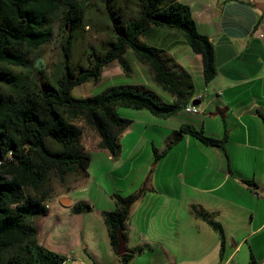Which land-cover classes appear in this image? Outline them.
<instances>
[{
    "label": "crops",
    "instance_id": "crops-1",
    "mask_svg": "<svg viewBox=\"0 0 264 264\" xmlns=\"http://www.w3.org/2000/svg\"><path fill=\"white\" fill-rule=\"evenodd\" d=\"M181 1L214 44L216 75L205 82L201 54L176 28H149L151 44L191 75L198 111L163 116L117 106L130 123L119 134L115 155L98 146L95 131L85 133L90 161L87 175L73 184L76 195L66 190L59 204L46 201L47 212L33 219L38 241L64 254L62 264H122L104 212L116 206L112 193H132L144 182L147 188L132 203L123 229L127 264H252L251 257L264 264V9L258 6L264 0ZM129 59L130 74L139 78L133 83L151 78L132 52ZM113 72L109 64L100 78ZM186 122L225 137L222 146L185 134L155 159L154 148L164 149L171 132ZM81 200L91 209L74 211ZM192 204L220 221L223 249L218 232L192 211Z\"/></svg>",
    "mask_w": 264,
    "mask_h": 264
},
{
    "label": "trees",
    "instance_id": "trees-1",
    "mask_svg": "<svg viewBox=\"0 0 264 264\" xmlns=\"http://www.w3.org/2000/svg\"><path fill=\"white\" fill-rule=\"evenodd\" d=\"M88 1L0 0V264L64 261V254L38 241L31 217L47 212L51 177L68 185V190L69 175H74L76 182L87 175L90 154L82 143L84 127L95 130L100 137L98 146L115 155L120 149L119 134L130 123L129 118L118 113L117 106L147 108L156 115L167 116L196 99L189 72L172 62L165 49L141 40V34L154 25L176 28L191 50L201 54L205 82L216 75L214 44L198 29L190 5L181 0H101L111 36L101 49L88 53L87 64L71 66V33ZM60 14L64 27L71 32L62 44L63 65L49 77L42 68L32 71L28 54L50 40L52 20ZM127 49L147 66L151 78L173 96L172 101L140 83L113 84L82 97L72 95L75 85L97 82L102 69L114 61L130 74ZM185 134L210 145L222 146L225 140L208 135L191 123H182L171 132L164 149L154 148V158L163 155ZM146 188L144 182L132 193H112L116 206L104 212V221L115 249L119 226L124 229L132 203ZM191 208L218 232L223 249L225 231L220 221L195 204ZM72 209L87 211L91 204L77 201ZM127 256L126 252L120 254L122 264H127ZM251 263L258 264L253 257Z\"/></svg>",
    "mask_w": 264,
    "mask_h": 264
},
{
    "label": "rangeland",
    "instance_id": "rangeland-1",
    "mask_svg": "<svg viewBox=\"0 0 264 264\" xmlns=\"http://www.w3.org/2000/svg\"><path fill=\"white\" fill-rule=\"evenodd\" d=\"M63 21L64 17L62 14L54 17V19L52 20L53 34L50 40L44 43L41 47L32 50L28 54V58L32 63V71L42 68L44 70V73L50 77L53 72L61 69L63 65L62 44L65 41L67 33L71 32V29L64 27ZM63 28H65V31L63 30ZM71 34L72 45L70 49L69 64L75 67L85 65L87 64L88 53L91 52V50L98 51L99 49H101L103 43L111 36L109 23L103 13V3L101 0H89L87 2L83 17ZM140 39L148 43L153 42L148 32L145 34H141ZM130 52H132V50L127 49L125 52V57L131 64V59H129ZM110 66L111 69L114 70L110 78H100L99 80H97V82L84 81L82 83H79L72 88V95L76 97H82L97 93L113 84H132L137 79H139L135 73L126 74L123 71L121 65L116 61L112 62ZM141 81H143L142 83H145L144 85L148 86L149 88L156 89L163 98L165 97V95H169L168 91L161 88V86L152 78L146 80L144 76L143 80ZM89 129L91 128L84 127L82 143L85 133H87ZM75 182L76 181L74 180V175H69L67 184H69L71 188L67 190L66 186L68 185H63L57 178L51 177L49 180V195L52 197L47 198L46 201L52 204H59V195L61 193H64L66 190V193L69 196L74 197L76 193L75 190L72 189V187ZM64 201L67 202L66 199ZM34 216L35 215L31 217V221L34 225H36V222L33 220Z\"/></svg>",
    "mask_w": 264,
    "mask_h": 264
},
{
    "label": "water",
    "instance_id": "water-1",
    "mask_svg": "<svg viewBox=\"0 0 264 264\" xmlns=\"http://www.w3.org/2000/svg\"><path fill=\"white\" fill-rule=\"evenodd\" d=\"M258 6L262 9H264V3H258ZM192 102L195 104L197 102V99H193ZM64 200L65 199H62V203H68V201L66 202ZM116 250L120 254L125 252V250H126V248H125V237H124V233H123L121 226H119V228H118V238H117Z\"/></svg>",
    "mask_w": 264,
    "mask_h": 264
},
{
    "label": "built area",
    "instance_id": "built-area-1",
    "mask_svg": "<svg viewBox=\"0 0 264 264\" xmlns=\"http://www.w3.org/2000/svg\"><path fill=\"white\" fill-rule=\"evenodd\" d=\"M195 97L199 98L201 97V94H196ZM183 110H187V111H192V112H197L198 111V107L196 104H194L193 102H189L187 104H185L183 107H182Z\"/></svg>",
    "mask_w": 264,
    "mask_h": 264
}]
</instances>
